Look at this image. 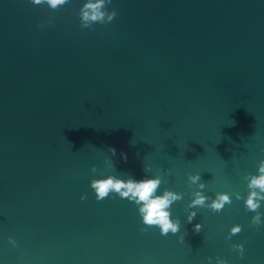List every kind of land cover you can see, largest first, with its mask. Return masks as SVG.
Here are the masks:
<instances>
[{
	"label": "water",
	"instance_id": "1",
	"mask_svg": "<svg viewBox=\"0 0 264 264\" xmlns=\"http://www.w3.org/2000/svg\"><path fill=\"white\" fill-rule=\"evenodd\" d=\"M79 6L0 0L2 264H264V227L241 201L200 209L198 234L183 223L188 197L176 202L181 244L141 232L134 205L89 188L112 147L117 172L168 168L162 186L177 191L200 172L209 194H244L242 176L264 158V0H112L117 16L91 31ZM233 223L242 231L227 241Z\"/></svg>",
	"mask_w": 264,
	"mask_h": 264
},
{
	"label": "clouds",
	"instance_id": "2",
	"mask_svg": "<svg viewBox=\"0 0 264 264\" xmlns=\"http://www.w3.org/2000/svg\"><path fill=\"white\" fill-rule=\"evenodd\" d=\"M33 6H46L50 10H58L68 5L71 0H27ZM112 0H80V6L76 15L81 29L93 30L94 25H108L117 16L115 8H109ZM51 18L38 24L43 28L51 26ZM264 152V148L260 149ZM110 156L116 155L115 148L109 147ZM138 155V153H137ZM109 155L104 157V162L108 165V170L101 171L95 165L90 171L95 174L89 180L91 189L97 201L105 198L118 197L134 205L139 222L142 225L141 232L148 229H156L160 236H176L177 242L183 244L184 238L188 234L187 229L181 231L182 221L180 217L173 215V206L176 202L188 199L184 202V224L191 225L193 234H198L204 225L202 222L192 223L199 214L200 209L209 210L211 213H221L226 206L233 203V199L242 202V208L246 213H252L249 225L256 230L264 227V158L258 160L255 172H246L242 176L246 191L242 195L238 191H215L209 194L206 192V184L201 180L200 172L186 173V190L177 191L171 187L162 186L165 177L170 175L168 168L153 171L152 165L144 163V175L136 178L125 172H117ZM123 160H127V155L120 153ZM85 199L84 195L80 196ZM242 231V225L233 223L227 228L224 239L231 241ZM7 242L13 248H18L17 241L12 237H7ZM230 249L238 257L243 258L245 246L243 243L233 242ZM206 264H229L228 259L217 255L205 257ZM2 264V261H0Z\"/></svg>",
	"mask_w": 264,
	"mask_h": 264
}]
</instances>
